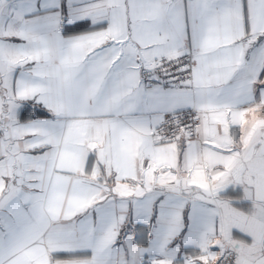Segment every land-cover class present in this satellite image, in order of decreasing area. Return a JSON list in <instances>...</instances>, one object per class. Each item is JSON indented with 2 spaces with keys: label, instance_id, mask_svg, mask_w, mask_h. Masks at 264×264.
I'll return each instance as SVG.
<instances>
[{
  "label": "snow or ice",
  "instance_id": "6c2138e0",
  "mask_svg": "<svg viewBox=\"0 0 264 264\" xmlns=\"http://www.w3.org/2000/svg\"><path fill=\"white\" fill-rule=\"evenodd\" d=\"M0 264H264V0H0Z\"/></svg>",
  "mask_w": 264,
  "mask_h": 264
}]
</instances>
